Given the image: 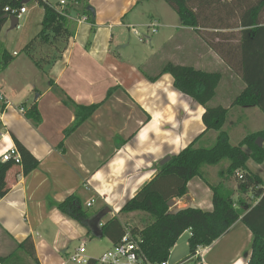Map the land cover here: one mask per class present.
Returning a JSON list of instances; mask_svg holds the SVG:
<instances>
[{"label": "crops", "instance_id": "crops-1", "mask_svg": "<svg viewBox=\"0 0 264 264\" xmlns=\"http://www.w3.org/2000/svg\"><path fill=\"white\" fill-rule=\"evenodd\" d=\"M46 1L60 8V0ZM38 6L35 2L31 9ZM87 7L92 9L90 15L79 21L77 14L82 10L67 1L64 31L57 39L44 42L39 37L43 8L30 14L26 7L21 31L14 28H21L19 21L17 27L11 19L0 31V54L6 50L13 56L0 70V91L9 102L0 113V160L12 147L21 157L19 164L5 163L0 177V257L30 237L39 264H68L69 256L81 245L84 254L94 259L108 249L95 253L97 246L90 243L105 236L91 235L87 219L107 208L100 226L113 217L124 228L128 227L124 217L130 216L131 227L138 229L150 221L144 212L119 210L156 175L164 157L178 153L201 134L196 146L209 147L217 135L210 130L203 133L204 107L177 91L169 73H161L167 63L221 75L208 105L228 109L224 125L230 119L237 130V143L246 134L264 129V113L257 106L232 105L246 88L237 71V50L247 27L241 25L237 8L221 13L232 25L216 28L203 22L199 28H191L181 25L164 0H88ZM207 15L216 18L218 13L214 15L209 6L202 17ZM260 17L264 20V10ZM210 36L224 45L232 43L234 67L210 46ZM258 45L263 48H259L262 58H253L257 64L264 60V37ZM94 103H100L96 111L65 136L74 120V106ZM32 105L41 117L37 125L20 111ZM223 130L229 142L237 144ZM32 163L36 165L30 168ZM215 166L202 168L214 180ZM247 167L261 177L264 187V161L249 160ZM229 185L236 188L235 183ZM72 194L88 214L84 224L57 208ZM238 197L235 191L233 199ZM250 198L256 203L255 197ZM171 199L173 208L193 204L209 211L213 207L212 192L199 176L186 183L185 194ZM91 200L92 206L87 207ZM185 232L190 236L189 230L182 234ZM107 241L112 247L113 241L109 237ZM251 241L252 233L237 220L187 260L193 264H246ZM177 260L169 255L168 264L185 263Z\"/></svg>", "mask_w": 264, "mask_h": 264}, {"label": "trees", "instance_id": "trees-1", "mask_svg": "<svg viewBox=\"0 0 264 264\" xmlns=\"http://www.w3.org/2000/svg\"><path fill=\"white\" fill-rule=\"evenodd\" d=\"M30 1V0H29ZM28 1V2H29ZM44 10L42 27L39 37L42 41L61 37L64 15L46 0H34ZM84 12L90 15L87 9L88 0H76ZM178 15L181 25L199 28L203 22L210 27H227L232 25L229 18L221 13L240 11L239 21L247 27L243 31L237 50V59H240L237 71L246 84V88L238 94L232 105L257 106L264 113V60L255 63L253 58L260 56L259 41L264 37V20L260 13L264 10V0H164ZM27 3V2H26ZM25 5L22 0H0V31L9 18H13L11 9H19ZM211 6L212 12L218 13L216 18L210 15L203 18L205 8ZM8 8L9 10H5ZM251 27V28H250ZM253 33L251 36L249 33ZM210 46L219 53L220 57L231 67H234V48L232 43L213 41L210 36ZM264 57V51L262 52ZM13 56L6 50L0 54V70L7 67ZM260 58H262L260 56ZM238 65V62H237ZM161 73H169L173 78V87L192 98L204 107L202 122L205 133L208 130L217 132L214 143L209 147H198L196 142L200 136L178 153L170 156L163 165L157 166L156 175L134 196L128 199L120 208L121 213L144 212L150 221L141 229L131 227L130 231L140 239V248L144 258L154 264L166 261L172 247L181 234L189 230V256L195 255L198 247L209 246L221 237L237 220H240L252 233L251 253L246 264H264V187L259 175L250 171L247 161L257 164L264 161V146L255 143L257 137L264 140V129L246 134L237 144H231L223 125L227 117V108L222 106L210 107L208 102L213 98L221 75L217 72H205L191 66L167 63ZM156 79L151 77L150 80ZM111 90H108L107 97ZM100 106L94 103L88 106L75 105L73 108L74 120L64 131L65 136L73 133L87 120ZM27 119L37 125L41 121L36 105L30 106L24 112ZM227 163L216 175V182L211 183L205 177L202 168L218 165L221 161ZM0 160V177L5 163ZM36 163H32L30 168ZM237 173L242 177L238 178ZM194 176H199L212 192V209L209 211L198 208H187L176 214H170L167 201L173 197H181L186 192V183ZM236 178V188L230 187V182ZM239 194L235 201L234 192ZM251 196L256 203L251 202ZM60 212L81 222L88 218L80 199L76 194L67 196L57 204ZM103 236L109 237L113 243L119 242L124 234V227L113 217L100 226ZM88 232L92 235L88 227ZM25 258L31 259L26 261ZM28 259V260H29ZM0 264H39L33 242L30 237L18 243L15 250L5 257H0Z\"/></svg>", "mask_w": 264, "mask_h": 264}, {"label": "built area", "instance_id": "built-area-1", "mask_svg": "<svg viewBox=\"0 0 264 264\" xmlns=\"http://www.w3.org/2000/svg\"><path fill=\"white\" fill-rule=\"evenodd\" d=\"M67 1H69L70 4L78 8L79 3L76 0H60V8L58 9L63 15L64 13V6L67 4ZM5 10H9L8 8H5ZM11 14L14 15V17L18 20L22 17V15L26 12V7L23 5L19 9H11ZM77 18L79 21H86L87 16L84 14V12H79L77 14ZM17 27H19V24H17ZM9 104L6 96L3 92L0 91V113L4 112L7 108V105ZM20 111L24 112V109L21 108ZM1 160L3 162L6 161H12L16 164H19L21 162V157L18 154V151L16 148L12 147L8 150H6L1 155ZM238 178H241L242 175L237 173ZM93 200L90 202H87L86 206L90 207L92 206ZM140 239L138 236H134L129 227L124 228V234L122 235L119 242L113 244V246L103 252L100 256L97 258H90L84 254V246L81 245L75 252H73L69 256V260L77 263V264H154L149 261H147L140 248ZM199 248V247H198ZM197 248V249H198ZM196 249V252H197ZM195 252V254H196ZM158 264H168V260L162 261Z\"/></svg>", "mask_w": 264, "mask_h": 264}, {"label": "rangeland", "instance_id": "rangeland-1", "mask_svg": "<svg viewBox=\"0 0 264 264\" xmlns=\"http://www.w3.org/2000/svg\"><path fill=\"white\" fill-rule=\"evenodd\" d=\"M49 1L54 3L57 0H49ZM34 3H35L34 0H30L29 2L25 3V7L28 8V10H29L28 12L30 14H32L33 12H36L37 9L40 10L42 8L41 6H38V7H36V9H31V6ZM8 21L10 22V19H8ZM18 21H19V24L21 25V28H19V29L16 27H14V28L16 29V31H21L24 27L23 26V18L21 17ZM23 53H25V51H23ZM247 127H249V126H247ZM223 128L230 134V138H231L230 140L232 141V143H237V130H234V128L232 127L230 119H229V121L226 122L225 125H223ZM212 132H214V130H210L211 134H212ZM215 133H216V131H215ZM226 163H227L226 160L221 161L218 165H216L214 167V170L217 169V171H219V170L223 169V167L226 165ZM204 174H205V177L207 178V180L209 182H212V183L216 182L217 179L214 180V178L211 177L210 171L208 169H206V170L204 169ZM231 182L236 183L237 182L236 178H233ZM169 209H173V206H170ZM122 220H123V223L126 224L125 226H128L129 228H131L132 222H131L130 216H128L127 218L124 217ZM188 238H189V235L187 232H185L184 234H182L180 236L178 243L170 251V259L171 258L176 259V260L178 259L177 263L181 262V261H185L184 264H193V262H194L193 260H191V259L187 260L189 258ZM98 240H100V239H93V241L90 243V244H95V246H97L95 249L96 254H100L102 252V249H110L111 248V244L107 241L106 236L103 238V240H100V241H98ZM96 242H98V243H96ZM86 246L89 247L88 243L86 244ZM68 264H77V263H74V262L69 260Z\"/></svg>", "mask_w": 264, "mask_h": 264}, {"label": "water", "instance_id": "water-1", "mask_svg": "<svg viewBox=\"0 0 264 264\" xmlns=\"http://www.w3.org/2000/svg\"><path fill=\"white\" fill-rule=\"evenodd\" d=\"M29 0H22L23 3H26L28 2ZM88 10H92L91 8L87 7ZM11 19L12 23L13 24H17V19L15 17L13 18H9ZM255 143L258 145V146H264V140L263 138L261 137H257L256 140H255ZM170 159V156H166L164 157L161 161H160V165H163L165 164L168 160ZM173 200L170 199L169 201H167V206L170 207V206H173ZM187 208H192V209H195V206L193 204H189L188 206L186 207H182V208H177V207H174L173 209H171L169 211L170 214H176L178 213L179 211L181 210H184V209H187ZM109 212V210L106 208L105 210L103 211H100L99 213H97L95 216H93L92 218H89L85 221L86 225L89 227V229L91 230L92 234L95 236V237H102V231L100 229V222H101V219L103 218V216Z\"/></svg>", "mask_w": 264, "mask_h": 264}]
</instances>
